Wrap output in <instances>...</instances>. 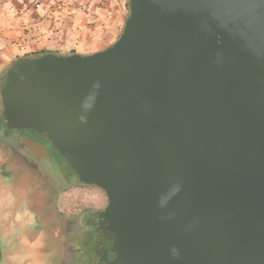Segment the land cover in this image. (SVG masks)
Masks as SVG:
<instances>
[{"label": "water", "instance_id": "1", "mask_svg": "<svg viewBox=\"0 0 264 264\" xmlns=\"http://www.w3.org/2000/svg\"><path fill=\"white\" fill-rule=\"evenodd\" d=\"M128 8L103 50L10 65L5 127L105 192L107 264H264V0Z\"/></svg>", "mask_w": 264, "mask_h": 264}, {"label": "crops", "instance_id": "2", "mask_svg": "<svg viewBox=\"0 0 264 264\" xmlns=\"http://www.w3.org/2000/svg\"><path fill=\"white\" fill-rule=\"evenodd\" d=\"M30 1L0 0V88L9 66L22 57L40 52L88 54L97 51L96 48L102 42L112 43L117 36V26L125 18L124 11L129 2L92 0L96 6V16L90 19L85 12L49 0L41 1L36 7L31 6ZM5 151L0 145V152ZM14 167L11 160L0 157V196L5 192L21 194L27 203L26 207L35 218L42 206H28L36 192L29 189L28 177L19 169L14 171ZM20 187L23 192H17ZM14 215L15 211L11 208L0 214V264L15 263L16 255H20L25 249L27 252L23 256L24 263L32 256L29 254L31 251L41 257L39 260L35 258L38 262L46 263L51 251L49 234L42 226L45 225V220L39 217L38 226L35 228L30 227L25 220L24 210L20 221H14ZM2 216H7L8 221L1 220ZM38 239L45 242L40 249L36 243Z\"/></svg>", "mask_w": 264, "mask_h": 264}, {"label": "flooded vegetation", "instance_id": "3", "mask_svg": "<svg viewBox=\"0 0 264 264\" xmlns=\"http://www.w3.org/2000/svg\"><path fill=\"white\" fill-rule=\"evenodd\" d=\"M24 135L43 145L46 154H33L22 143ZM0 145L7 151L8 159L16 169L28 177L29 185L36 192V206H42L40 212L45 219V225L42 226L49 234V264H107V260L113 257L107 244L111 236L100 230L99 222L100 213L108 203L105 192L77 179L53 146L47 132L7 129L0 120ZM80 187L100 189L106 197L105 204L98 207L89 201L70 204L65 210L60 209L58 201L62 195L68 191L80 190ZM42 226L40 227L43 228Z\"/></svg>", "mask_w": 264, "mask_h": 264}, {"label": "rangeland", "instance_id": "4", "mask_svg": "<svg viewBox=\"0 0 264 264\" xmlns=\"http://www.w3.org/2000/svg\"><path fill=\"white\" fill-rule=\"evenodd\" d=\"M125 18L129 13L128 7H125ZM125 18L120 22V24L117 26L118 32H117V36L121 33L124 22H125ZM117 36L115 37V39L117 38ZM110 43L109 42H102L98 45V47L96 48L97 50L103 49L104 47L108 46ZM61 54V53H58ZM0 157H6L7 156V152H0ZM14 171H17L16 167H14L13 169ZM30 186V185H29ZM80 190H72V191H68L67 193L63 194L62 197L59 199L58 201V206L60 209L65 210L70 204H75V203H87L90 201V203H94L96 206L100 207L103 204H105L106 202V197L103 194V192L98 189V188H92V187H80ZM29 189H31V191H34V189L32 188V186L29 187ZM23 192L22 188L20 187V191L17 189V192ZM21 195V194H20ZM18 195V193H14V192H5L3 193V196H0V214L1 212L4 210H8V208H11L13 211H15V215H14V221H20L21 218H23L22 214H23V210H24V218L27 222H29L30 227L31 226H38V221H39V217H41V219L43 220V213L39 212L35 214V218L33 217V215L29 212L28 207H26L27 203H25L24 199L22 198V196ZM30 207H34L36 206V200H35V196L32 198V200L30 201L29 205ZM26 207V208H25ZM8 216V214H7ZM7 216H2L1 220L4 221H8L7 220ZM45 220V219H44ZM13 221V220H12ZM43 239V238H42ZM46 241V240H45ZM36 243L39 246V249L41 246H44L45 242L41 241V239H38V241H36ZM25 252H27V250L25 249L24 251L20 252V255H16L15 260L13 264H41L40 262H38L37 260H39L38 254L35 255L34 251H31L29 254L32 255L31 257H28L27 259V263L25 262L24 259V255ZM39 256H41V254H39ZM43 257V256H42ZM37 260H36V259ZM43 264H49V259H47L46 263Z\"/></svg>", "mask_w": 264, "mask_h": 264}, {"label": "built area", "instance_id": "5", "mask_svg": "<svg viewBox=\"0 0 264 264\" xmlns=\"http://www.w3.org/2000/svg\"><path fill=\"white\" fill-rule=\"evenodd\" d=\"M43 0H31V6H37ZM62 6L71 8L76 11L85 12L88 18L93 19L96 16V6L92 0H49Z\"/></svg>", "mask_w": 264, "mask_h": 264}, {"label": "trees", "instance_id": "6", "mask_svg": "<svg viewBox=\"0 0 264 264\" xmlns=\"http://www.w3.org/2000/svg\"><path fill=\"white\" fill-rule=\"evenodd\" d=\"M45 53H48V52H40V53H37V54L32 55L31 57L38 56V55L45 54ZM1 120H2V117H1Z\"/></svg>", "mask_w": 264, "mask_h": 264}]
</instances>
